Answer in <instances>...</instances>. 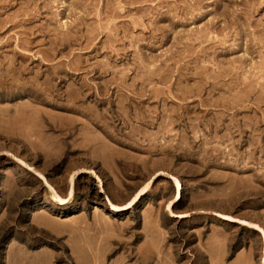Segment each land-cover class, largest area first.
<instances>
[{
  "label": "rangeland",
  "instance_id": "rangeland-1",
  "mask_svg": "<svg viewBox=\"0 0 264 264\" xmlns=\"http://www.w3.org/2000/svg\"><path fill=\"white\" fill-rule=\"evenodd\" d=\"M0 264H264V0H0Z\"/></svg>",
  "mask_w": 264,
  "mask_h": 264
},
{
  "label": "bare ground",
  "instance_id": "bare-ground-1",
  "mask_svg": "<svg viewBox=\"0 0 264 264\" xmlns=\"http://www.w3.org/2000/svg\"><path fill=\"white\" fill-rule=\"evenodd\" d=\"M54 128V127H53ZM90 142H91V140H90ZM93 142V141H92ZM91 142V143H92ZM95 142V141H94ZM84 172V170L81 172V174ZM79 174V173H78ZM159 175V174H158ZM177 188L178 189H180V184L179 183H177ZM147 190V188H145L143 191H142V194L141 195H144ZM54 196H56V198L57 199H59V200H61L59 197H57V195H54ZM73 196H74V192L73 191H71L70 192V198H72L73 199ZM56 198H54V200L56 199ZM70 198H68V199H70ZM56 201H58V200H56ZM63 201V200H62ZM69 201V200H68ZM71 201V200H70ZM64 202V201H63ZM67 202V201H66ZM60 203V202H59ZM68 203V202H67ZM131 205H132V203L131 204H129V205H127L126 207H119V206H116V205H114V204H111L110 206H109V209H108V212H110V213H112V214H118V213H120V212H122V211H124L125 209H130L131 208ZM175 216H177V215H175ZM221 218H223V219H226L227 221H229L230 223H238V224H245V225H249V226H251V225H253V224H250L249 222H247V221H242V220H239V219H236V218H233V217H229V216H224V215H221L220 216Z\"/></svg>",
  "mask_w": 264,
  "mask_h": 264
}]
</instances>
